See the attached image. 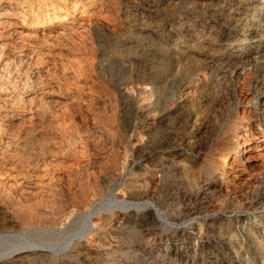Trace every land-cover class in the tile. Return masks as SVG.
I'll return each mask as SVG.
<instances>
[{"label": "rangeland", "instance_id": "1", "mask_svg": "<svg viewBox=\"0 0 264 264\" xmlns=\"http://www.w3.org/2000/svg\"><path fill=\"white\" fill-rule=\"evenodd\" d=\"M263 109L264 0H0V264H264Z\"/></svg>", "mask_w": 264, "mask_h": 264}, {"label": "bare ground", "instance_id": "2", "mask_svg": "<svg viewBox=\"0 0 264 264\" xmlns=\"http://www.w3.org/2000/svg\"><path fill=\"white\" fill-rule=\"evenodd\" d=\"M59 21V20H58ZM62 23V22H61ZM51 26V25H50ZM264 112V109H263ZM250 137V136H249ZM242 145V154L245 156H249L255 149L254 145L248 142L246 139H244L241 143ZM244 158V157H243ZM224 162V161H223Z\"/></svg>", "mask_w": 264, "mask_h": 264}]
</instances>
